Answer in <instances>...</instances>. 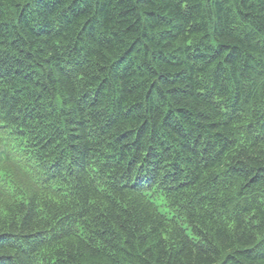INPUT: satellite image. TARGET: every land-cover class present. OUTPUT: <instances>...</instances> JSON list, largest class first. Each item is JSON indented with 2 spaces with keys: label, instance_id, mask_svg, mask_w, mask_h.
I'll return each mask as SVG.
<instances>
[{
  "label": "trees",
  "instance_id": "obj_1",
  "mask_svg": "<svg viewBox=\"0 0 264 264\" xmlns=\"http://www.w3.org/2000/svg\"><path fill=\"white\" fill-rule=\"evenodd\" d=\"M0 264H264V0H0Z\"/></svg>",
  "mask_w": 264,
  "mask_h": 264
}]
</instances>
